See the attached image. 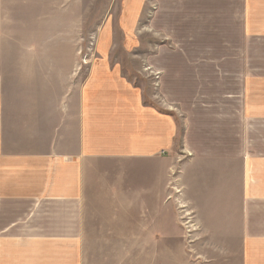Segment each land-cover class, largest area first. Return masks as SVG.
Listing matches in <instances>:
<instances>
[{
  "label": "crops",
  "instance_id": "1",
  "mask_svg": "<svg viewBox=\"0 0 264 264\" xmlns=\"http://www.w3.org/2000/svg\"><path fill=\"white\" fill-rule=\"evenodd\" d=\"M144 1L133 70L0 72V264H90L85 214H211L204 264H264V0Z\"/></svg>",
  "mask_w": 264,
  "mask_h": 264
},
{
  "label": "rangeland",
  "instance_id": "2",
  "mask_svg": "<svg viewBox=\"0 0 264 264\" xmlns=\"http://www.w3.org/2000/svg\"><path fill=\"white\" fill-rule=\"evenodd\" d=\"M155 1H144L150 14ZM139 3L140 0H0V72L5 82L8 86L12 81L57 83L61 74L71 80L81 68L87 74L98 52L111 56L115 53L113 62L133 70L136 66L123 54L146 45L141 30L149 26L129 27L132 20L125 25L124 18L125 8ZM127 14L136 15L137 11ZM158 215L157 221V214H85L90 264H204L220 259L209 252L210 246L223 248V236L216 235V242H212L204 233L213 223V219L209 222L211 214ZM157 231L162 235L160 241Z\"/></svg>",
  "mask_w": 264,
  "mask_h": 264
}]
</instances>
